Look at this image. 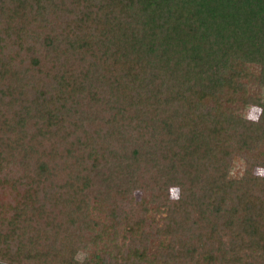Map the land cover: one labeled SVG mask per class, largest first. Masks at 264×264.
Wrapping results in <instances>:
<instances>
[{"label": "trees", "instance_id": "obj_1", "mask_svg": "<svg viewBox=\"0 0 264 264\" xmlns=\"http://www.w3.org/2000/svg\"><path fill=\"white\" fill-rule=\"evenodd\" d=\"M263 91L264 0H0V264H264Z\"/></svg>", "mask_w": 264, "mask_h": 264}, {"label": "rangeland", "instance_id": "obj_2", "mask_svg": "<svg viewBox=\"0 0 264 264\" xmlns=\"http://www.w3.org/2000/svg\"><path fill=\"white\" fill-rule=\"evenodd\" d=\"M263 94H264V91H263ZM230 164H231V172H230V175H232V176H238L239 175V173L241 174V172H242V169L244 168V161L240 158V157H238V156H233V158L231 159V162H230ZM256 174H262V175H264V169L263 168H259L258 170H257V173ZM138 192H136V194H137ZM171 193H172V196L173 197H175L176 196V191H175V189H173L172 191H171ZM138 196V195H137Z\"/></svg>", "mask_w": 264, "mask_h": 264}]
</instances>
